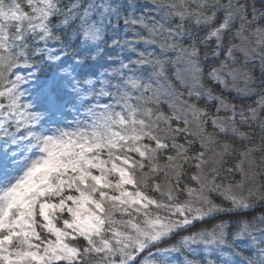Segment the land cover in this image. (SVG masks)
Segmentation results:
<instances>
[{"label": "snow or ice", "instance_id": "6c2138e0", "mask_svg": "<svg viewBox=\"0 0 264 264\" xmlns=\"http://www.w3.org/2000/svg\"><path fill=\"white\" fill-rule=\"evenodd\" d=\"M0 264H264V0H0Z\"/></svg>", "mask_w": 264, "mask_h": 264}, {"label": "rangeland", "instance_id": "374dc122", "mask_svg": "<svg viewBox=\"0 0 264 264\" xmlns=\"http://www.w3.org/2000/svg\"><path fill=\"white\" fill-rule=\"evenodd\" d=\"M141 2L144 3V2H146V0H141ZM203 83H204V82H203ZM204 86L206 87L205 84H204ZM236 86H237V87H240V88H243V87H244V84H243V82H238ZM207 88H208V87H207ZM231 94H232V96L235 95L234 92L231 93ZM186 95H187V94L185 93V96H186ZM192 102H194V101H192ZM208 103H209V104H214V102H208ZM198 106H199V105H198ZM161 107H162V109H163L164 112H166V113L168 112V108H167L166 105H162ZM199 107H200V106H199ZM220 115L223 116V115H225V114L222 112V113H220ZM210 126H211V125H210ZM163 127H164V125L161 124V128H163ZM212 131H213V129H212V127H211L210 132H212ZM188 139H189V140H192L193 138H192V137H189ZM218 139L223 140L222 136H219ZM145 142H148V141H145ZM177 143H179V144H184V143H185V140L181 137V138H179V139L177 140ZM194 147L196 148V150H194L193 153H191V155H194L196 152H199V151L202 150V149L200 148V142H199L198 140H196V141L194 142L192 149H193ZM208 147H209V150H208V154H207V157H206V158H209V159L215 155V152L221 151V147H220L219 144H211V145H209ZM174 154H175V153H174L173 151H169V152L167 153V155H174ZM188 154H189V153H188ZM189 155H190V154H189ZM191 155H190V156H191ZM166 162H167V161L164 160V159H162V160L160 161L161 164H164V163H166ZM190 163H194V162H191V161H190ZM144 171L147 172L148 169L145 168ZM193 171H195L194 168H193ZM236 179H237V181H238V180L240 179V177L237 176ZM258 179H259V178H258ZM157 182L162 183V182H163V178L161 177V179L158 180ZM192 186H195V185L193 184ZM180 199H181V200L186 199V196L183 195V196L180 197ZM194 258H195V259H193V260H202V259H203L202 255H201V256H195ZM189 259H191V258H189Z\"/></svg>", "mask_w": 264, "mask_h": 264}, {"label": "trees", "instance_id": "16d2710c", "mask_svg": "<svg viewBox=\"0 0 264 264\" xmlns=\"http://www.w3.org/2000/svg\"><path fill=\"white\" fill-rule=\"evenodd\" d=\"M204 84L206 85V87H208V88H213L214 89V91L217 93V94H219V91H220V89H219V87L218 86H216L215 85V82H210V81H208L207 79H205L204 80ZM181 90H183V89H181ZM225 95L227 96V98L229 99V100H231L232 99V94H228V93H225ZM194 102H196L195 100H193ZM233 102H236V101H233ZM198 105L201 107V108H206V110L210 113V114H215V106H214V104H209L208 102L207 103H205V101L202 99V100H200L199 102H198ZM210 130H211V126H210V124L208 125V131L210 132ZM222 138L224 139V137L222 136ZM234 143H236V142H234ZM237 146L239 147V144L237 143ZM194 150H196V148L194 147L193 149L191 148V149H189V154L191 155V153H193V151ZM231 159V158H230ZM230 166V165H229ZM186 171H187V173L189 174V175H191L192 174V172H193V168H188L187 166H186V169H185ZM237 178V176L235 177V180H237L236 179ZM187 182V181H186ZM151 194V193H150ZM155 195H157L158 196V194H155ZM181 196H183V195H181ZM215 198V197H214ZM258 214V213H257ZM201 227H204V226H208V227H210V225H200ZM184 234H187V233H184ZM179 237L177 236V237H175V239H173L171 242H175V240L176 239H178ZM189 258H191V259H195L194 258V256H189Z\"/></svg>", "mask_w": 264, "mask_h": 264}]
</instances>
